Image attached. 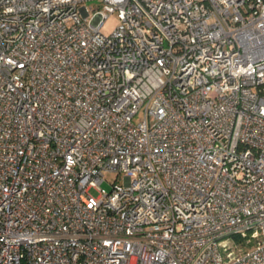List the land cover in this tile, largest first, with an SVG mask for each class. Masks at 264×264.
Masks as SVG:
<instances>
[{
	"label": "built area",
	"instance_id": "2783aa9c",
	"mask_svg": "<svg viewBox=\"0 0 264 264\" xmlns=\"http://www.w3.org/2000/svg\"><path fill=\"white\" fill-rule=\"evenodd\" d=\"M86 2L0 0V264H264V0Z\"/></svg>",
	"mask_w": 264,
	"mask_h": 264
},
{
	"label": "rangeland",
	"instance_id": "374dc122",
	"mask_svg": "<svg viewBox=\"0 0 264 264\" xmlns=\"http://www.w3.org/2000/svg\"><path fill=\"white\" fill-rule=\"evenodd\" d=\"M94 3H98L97 0H87V2H86L87 5H91ZM118 22H119V18H118L117 13L110 14L109 17L106 19L104 26L102 27V32L105 34L110 33L113 30V28L118 24ZM113 180H114L113 175H108L107 180H105L102 183V187H104L106 189H110L111 188V182ZM91 192L96 193V190L92 188Z\"/></svg>",
	"mask_w": 264,
	"mask_h": 264
},
{
	"label": "trees",
	"instance_id": "16d2710c",
	"mask_svg": "<svg viewBox=\"0 0 264 264\" xmlns=\"http://www.w3.org/2000/svg\"><path fill=\"white\" fill-rule=\"evenodd\" d=\"M249 234H247V236L242 237L241 234H235L232 235L233 239L237 242L240 243L242 245H244L246 242V239L248 238Z\"/></svg>",
	"mask_w": 264,
	"mask_h": 264
}]
</instances>
